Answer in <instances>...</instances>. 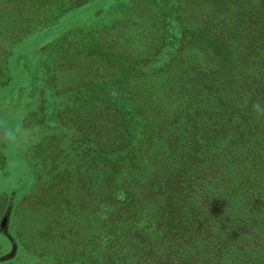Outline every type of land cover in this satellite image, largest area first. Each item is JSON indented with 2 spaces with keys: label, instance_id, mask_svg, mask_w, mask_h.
I'll list each match as a JSON object with an SVG mask.
<instances>
[{
  "label": "trees",
  "instance_id": "trees-1",
  "mask_svg": "<svg viewBox=\"0 0 264 264\" xmlns=\"http://www.w3.org/2000/svg\"><path fill=\"white\" fill-rule=\"evenodd\" d=\"M25 1L0 0V90L16 54L55 41L28 46L55 20L26 15ZM162 8L150 55L61 105L59 134L30 154L36 182L22 202L44 209L51 228L93 221L59 263L264 264V116L252 110L264 107V0ZM19 198L5 205L9 220Z\"/></svg>",
  "mask_w": 264,
  "mask_h": 264
},
{
  "label": "rangeland",
  "instance_id": "rangeland-1",
  "mask_svg": "<svg viewBox=\"0 0 264 264\" xmlns=\"http://www.w3.org/2000/svg\"><path fill=\"white\" fill-rule=\"evenodd\" d=\"M174 1H25L26 15L42 17L41 24L55 20L52 26L31 38L28 46L55 41L50 46L28 47L16 54L10 68L14 80L0 90V226L6 217L5 205L9 207L21 196L15 214L11 220L6 217L4 224H8L20 245L14 248L0 229V258L8 254L0 264H63L55 261L56 254L65 246L74 247L71 243H82L81 232L91 234L92 219L89 224L79 223V229L73 222L60 218V224L65 226L51 228L44 209L22 202L36 182V167L30 154L46 136L59 134L56 114L72 93L95 78L122 79L118 72L126 69L128 58L141 60L153 52L164 33L162 7ZM89 32L94 33L93 37L86 35ZM59 34L68 35L62 44L56 42ZM138 82L134 87L137 88ZM7 130L14 132L15 142L2 139ZM63 210L71 215L73 208ZM63 210L53 213L60 214Z\"/></svg>",
  "mask_w": 264,
  "mask_h": 264
},
{
  "label": "clouds",
  "instance_id": "clouds-1",
  "mask_svg": "<svg viewBox=\"0 0 264 264\" xmlns=\"http://www.w3.org/2000/svg\"><path fill=\"white\" fill-rule=\"evenodd\" d=\"M252 110L257 117L264 116V107H262L259 102L252 105ZM2 139L8 143H13L16 140V136L12 130H7Z\"/></svg>",
  "mask_w": 264,
  "mask_h": 264
},
{
  "label": "flooded vegetation",
  "instance_id": "flooded-vegetation-1",
  "mask_svg": "<svg viewBox=\"0 0 264 264\" xmlns=\"http://www.w3.org/2000/svg\"><path fill=\"white\" fill-rule=\"evenodd\" d=\"M8 214H6L5 216H7ZM8 218V217H7ZM5 219H6V217H5ZM1 227L2 228H4V227H6V225H1ZM1 229V228H0ZM9 242V241H8ZM15 248V247H14ZM8 254L7 253H5L4 255L2 254V258H4L5 259V256H7Z\"/></svg>",
  "mask_w": 264,
  "mask_h": 264
},
{
  "label": "water",
  "instance_id": "water-1",
  "mask_svg": "<svg viewBox=\"0 0 264 264\" xmlns=\"http://www.w3.org/2000/svg\"><path fill=\"white\" fill-rule=\"evenodd\" d=\"M5 221H6V219H4V221H3V225L5 224Z\"/></svg>",
  "mask_w": 264,
  "mask_h": 264
},
{
  "label": "crops",
  "instance_id": "crops-1",
  "mask_svg": "<svg viewBox=\"0 0 264 264\" xmlns=\"http://www.w3.org/2000/svg\"><path fill=\"white\" fill-rule=\"evenodd\" d=\"M24 89H26V88L24 87Z\"/></svg>",
  "mask_w": 264,
  "mask_h": 264
}]
</instances>
